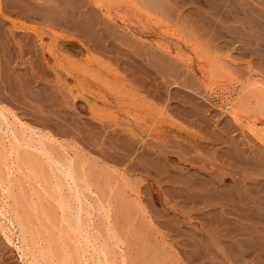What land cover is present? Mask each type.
Masks as SVG:
<instances>
[{
  "label": "rangeland",
  "instance_id": "1",
  "mask_svg": "<svg viewBox=\"0 0 264 264\" xmlns=\"http://www.w3.org/2000/svg\"><path fill=\"white\" fill-rule=\"evenodd\" d=\"M224 1L0 0V103L56 138L81 191L32 148L8 154L1 129L0 264H264V0Z\"/></svg>",
  "mask_w": 264,
  "mask_h": 264
},
{
  "label": "bare ground",
  "instance_id": "2",
  "mask_svg": "<svg viewBox=\"0 0 264 264\" xmlns=\"http://www.w3.org/2000/svg\"><path fill=\"white\" fill-rule=\"evenodd\" d=\"M220 1V0H219ZM224 1V0H223ZM45 2V1H44ZM58 2V1H57ZM154 2V1H153ZM156 2V1H155ZM183 2V1H182ZM187 2V1H186ZM221 2H222V0H221ZM225 2V1H224ZM6 3V2H5ZM61 3H62V1H61ZM217 3V2H216ZM232 3V2H231ZM154 4V3H153ZM182 4V3H181ZM219 4V3H218ZM221 4V3H220ZM223 4V3H222ZM229 5V4H228ZM236 5V4H235ZM1 6V5H0ZM11 6V5H10ZM38 6V5H37ZM40 6V5H39ZM156 6H157V4H156ZM227 6V5H226ZM230 6V5H229ZM35 7V6H34ZM33 7V8H34ZM42 7V6H41ZM41 7H40V9H41ZM45 7V6H44ZM153 7V6H152ZM221 7V6H220ZM235 7H237V5L235 6ZM250 7V6H249ZM155 8V7H154ZM158 8V7H157ZM232 8H234V6H232ZM26 9H28V8H26ZM26 9H25V12H26ZM30 9H32V8H30ZM238 9V8H237ZM236 9V10H237ZM240 9V8H239ZM251 9H253L252 7H251ZM35 10V9H34ZM33 10V11H34ZM218 10V9H217ZM234 10V9H233ZM29 11V10H28ZM32 11V12H33ZM36 11V10H35ZM40 12H41V10H39ZM189 11V10H188ZM237 11H239V10H237ZM236 11V12H237ZM240 11H241V9H240ZM243 11V10H242ZM250 11V10H249ZM2 12V11H1ZM18 12V11H17ZM23 12V11H22ZM31 12V11H30ZM29 12V13H30ZM245 12V11H244ZM35 13H37V11L35 12ZM67 13V12H66ZM189 13V12H188ZM38 14V13H37ZM37 14H36V16H37ZM42 14V13H41ZM43 14H45V12H43ZM47 14V13H46ZM240 14V13H239ZM29 15V14H28ZM49 15V14H48ZM233 15V14H232ZM237 15V14H236ZM242 15V14H241ZM33 16V15H32ZM41 16V15H40ZM31 17V16H30ZM46 18H47V16H45ZM69 17V16H68ZM96 17V16H95ZM231 17V16H230ZM8 18V17H7ZM34 18H35V16H34ZM88 18V17H87ZM92 18V17H91ZM226 18V17H225ZM235 18V17H234ZM51 19V18H50ZM68 19V18H67ZM99 19V18H98ZM237 19V18H236ZM246 19V18H245ZM253 19V18H252ZM263 19V18H262ZM45 20H47V19H45ZM52 20H54L53 18H52ZM95 20V19H94ZM112 20V19H111ZM242 20H244V19H242ZM250 20V19H249ZM39 21H41V20H39ZM50 21V20H49ZM83 21V20H82ZM89 21V20H88ZM233 21V20H232ZM58 22V21H57ZM61 22V21H60ZM89 22H91V21H89ZM94 22V21H93ZM96 22V21H95ZM234 22V21H233ZM53 23H55V21L53 22ZM56 24V23H55ZM58 24V23H57ZM69 23L68 22H66V25H68ZM85 24H87V23H85ZM84 24V26H86ZM94 24V23H93ZM12 25V24H11ZM47 25H49V24H47ZM73 25H74V23H73ZM88 25H90V24H88ZM97 25V24H96ZM106 26L105 25V23H100V24H98V29L100 30L99 32L98 31H96V30H94L95 32H96V38H95V40L94 39H92V40H94V42L96 43V45L94 46L95 48H96V46L98 45L99 46V41L101 42V41H105L106 40V31H105V29L103 28V27H101V26ZM107 25H108V23H107ZM255 25V24H254ZM1 26V25H0ZM58 26H60V25H58ZM62 26V25H61ZM83 26V27H84ZM253 26V25H252ZM252 26H251V28H252ZM67 27V26H66ZM82 27V28H83ZM90 27H91V25H90ZM255 27H256V25H255ZM4 28V27H3ZM73 28H75V27H73ZM78 28V27H77ZM81 28V27H80ZM93 28V27H92ZM97 28V27H96ZM95 28V29H96ZM86 29V28H85ZM84 29V30H85ZM94 29V28H93ZM108 29V28H107ZM88 30V29H87ZM87 30H86V32H87ZM91 30V29H90ZM121 33V32H120ZM235 34V33H234ZM5 35V34H4ZM87 36H91V35H89V33H87L86 34ZM112 35H114V33L112 34ZM118 36H120V34H118ZM253 36H255V35H253ZM27 37H29V36H27ZM115 37H116V35H115ZM74 38V37H73ZM90 38V37H89ZM94 38V37H93ZM124 38V37H123ZM109 39V38H108ZM254 39V38H253ZM41 40V39H40ZM39 40V41H40ZM89 41H90V39H88ZM91 40V41H92ZM74 41V40H73ZM248 41V40H247ZM257 41V40H256ZM65 42V41H64ZM76 42V41H75ZM83 42V41H82ZM81 42V43H82ZM93 42V43H94ZM121 42V41H120ZM5 43V42H4ZM77 43V42H76ZM103 43V42H102ZM101 43V44H102ZM263 43V42H262ZM260 44H261V42H260ZM62 45V44H61ZM109 45V44H108ZM254 45V44H253ZM259 45V44H258ZM264 45V44H263ZM56 46V45H55ZM59 46V45H58ZM79 46V45H78ZM87 46V45H86ZM28 46L26 45V48H27ZM57 47V46H56ZM65 47H66V45H65ZM73 47V46H72ZM88 47V46H87ZM104 47H106L105 45H104ZM109 47V46H108ZM263 47V46H262ZM39 49H40V51H41V56L43 57L44 56V52H43V47L41 46V45H39V47H38ZM68 48H70V47H68ZM67 48V49H68ZM78 48V47H77ZM80 48V47H79ZM99 48H102V46L100 45V47ZM32 49V48H31ZM36 49V48H35ZM61 49H62V47H61ZM65 49V48H64ZM93 49V48H92ZM103 49V48H102ZM101 49V50H102ZM71 50V49H70ZM100 50V49H99ZM45 51H47V50H45ZM63 51V50H62ZM79 51V50H78ZM87 51V50H86ZM90 51V50H89ZM138 51V50H137ZM48 52V51H47ZM74 53V52H73ZM125 53V52H124ZM58 54V53H57ZM59 54H61V53H59ZM69 54V53H68ZM127 54V53H126ZM140 54V53H139ZM52 55V54H51ZM62 55H64V54H62ZM72 55V54H71ZM74 55V54H73ZM72 55V56H73ZM61 56V55H60ZM124 56V55H123ZM139 56V55H138ZM156 56V55H155ZM65 57H66V55H65ZM69 57H71V56H69ZM130 57V56H129ZM133 57V56H132ZM60 58V57H59ZM63 58H64V56H63ZM73 59V58H72ZM74 59H75V57H74ZM135 59V58H134ZM133 59V60H134ZM137 59V58H136ZM63 60V59H62ZM101 60V59H100ZM126 60V59H125ZM131 60V59H130ZM139 60V59H138ZM65 61V60H64ZM96 61V60H95ZM140 61V60H139ZM138 61V62H139ZM74 63H75V60H74ZM103 64V63H102ZM107 64V63H106ZM75 65H76V63H75ZM105 65V64H104ZM110 65V64H109ZM112 65V64H111ZM142 65V64H141ZM81 66H82V64H81ZM89 66V65H88ZM142 67V66H141ZM34 68V67H33ZM78 68H80L79 70H82L81 69V67H78ZM114 68V67H113ZM83 69H85V68H83ZM107 69H109V68H107ZM115 69H116V67H115ZM106 70V69H105ZM25 71V70H24ZM114 71V70H113ZM118 71V70H117ZM70 72V71H69ZM83 72V71H82ZM87 72V71H86ZM77 73V72H76ZM80 73V72H79ZM111 73V72H110ZM70 74H71V72H70ZM74 74V73H73ZM116 74V73H115ZM5 75V74H4ZM58 75V74H57ZM80 75H82L83 76V74H80ZM114 75V74H113ZM141 75V74H140ZM66 76V75H65ZM77 76V75H76ZM76 76H75V78H76ZM39 77V76H38ZM60 77V76H59ZM95 77V76H94ZM3 78H5V77H3ZM17 78V77H16ZM15 78V79H16ZM25 78V77H24ZM78 78H80V77H78ZM61 80H63V79H60V81ZM77 80V79H76ZM113 81V80H112ZM121 83H123L122 81H121V79L119 80ZM83 82V81H82ZM86 82V81H85ZM96 82V81H95ZM94 82V83H95ZM139 82V81H138ZM141 82V81H140ZM94 83H93V85H94ZM13 84V83H12ZM11 84V85H12ZM30 84V83H29ZM35 84V83H34ZM87 84V83H86ZM90 84V83H89ZM98 84V83H97ZM2 85V84H1ZM67 85V84H66ZM91 85V84H90ZM92 85V86H93ZM123 85V84H122ZM125 85V84H124ZM129 85V84H128ZM113 86V85H112ZM114 86H117V85H114ZM131 86H133V85H131ZM143 86V85H142ZM2 87V86H1ZM1 87H0V95H1ZM14 87V86H13ZM16 87V86H15ZM15 87H14V89H15ZM32 87V86H31ZM38 87V86H37ZM95 87V86H94ZM119 87V86H118ZM8 88V87H7ZM34 88V87H33ZM129 88V87H128ZM20 89V88H19ZM31 89V88H30ZM68 89V88H67ZM2 90H4V89H2ZM22 90V89H21ZM27 89H25V91H26ZM32 90V89H31ZM31 90L29 91V92H31ZM112 90V89H111ZM118 90V89H117ZM133 90V95L136 97V99H137V101H141V98H140V94H141V92L140 91H138L137 89H132ZM140 90V89H139ZM23 91V90H22ZM21 91V92H22ZM35 91H36V89H35ZM16 92V91H15ZM27 92V91H26ZM33 92V91H32ZM37 92V91H36ZM124 92H126V91H124ZM128 92V91H127ZM4 93H6V92H4ZM12 93L14 94V92L12 91ZM122 93V92H121ZM130 93V92H129ZM7 94V93H6ZM5 94V95H6ZM9 94V93H8ZM34 94V93H33ZM45 94V93H44ZM102 94V93H101ZM120 94V93H119ZM106 95V94H105ZM159 95V94H158ZM161 95V94H160ZM159 95V96H160ZM46 96V95H45ZM99 96V95H98ZM108 96V95H107ZM154 96V95H153ZM158 96V97H159ZM181 96V95H180ZM9 97H10V95H9ZM16 98V97H15ZM121 98V97H120ZM124 98V97H123ZM11 99V98H10ZM17 99V98H16ZM104 99V98H103ZM188 99H189V97H188ZM2 99L0 98V101H1ZM12 101H13V98L11 99ZM43 100V99H42ZM102 100V99H101ZM143 100V99H142ZM182 100V99H181ZM185 100V99H184ZM184 100H182L181 102H183ZM15 101V100H14ZM107 101V100H106ZM112 101V100H111ZM136 101V100H135ZM188 101V100H187ZM4 102H6L5 101V98H4ZM95 102V101H94ZM105 102V101H104ZM143 102V101H142ZM147 102V101H146ZM151 102V101H150ZM190 102V101H189ZM2 103V102H1ZM1 103H0V131H1V129L2 130H4L5 128L4 127H6V129L4 130L5 131V133L4 134H10V139H12L10 142H9V148L6 150L7 152H8V154H12V152H15L16 150H17V148L18 147H27V149L29 148V149H33V150H35V151H37L39 154H41V156H43L44 157V160H46L47 161V163L48 164H50V167L52 166V164H54V163H58L59 164V166H58V170L60 171V173L63 175V177H67V178H69V179H71L72 181H73V183H74V188H72V189H70V190H72V195H73V192H74V190H75V192H74V195L73 196H75L76 197V199L78 198H80V194H81V191H80V189L77 187V185H75V178L77 177V176H75L74 177V175H75V173L73 174V170H72V168H71V166H65L63 163H61L60 161H58L57 160V158H55L54 157V151H53V147H52V142H55V141H57L56 140V138L55 137H53L52 135H49V136H43V135H41V134H39L38 132H36L35 130H34V128H27L26 127V124L23 122V121H21L20 119H19V117L16 115V113H14V111H12V110H10V109H8V108H5V107H3L2 105H1ZM20 103V102H19ZM39 103V102H38ZM42 103V102H41ZM136 103V102H135ZM153 103V102H152ZM187 103V102H186ZM13 105L12 106H14L15 104L14 103H12ZM92 104V103H91ZM94 104V103H93ZM137 104H138V102H137ZM10 105V104H9ZM41 105V104H40ZM39 105V106H40ZM42 105H43V103H42ZM44 105H45V107H47L46 105V103H44ZM51 105V104H50ZM85 105V104H84ZM121 105V104H120ZM139 105V104H138ZM36 106V105H35ZM88 106V105H87ZM140 106V105H139ZM138 106V107H139ZM141 106H143L142 104H141ZM49 107V106H48ZM89 107V106H88ZM137 107V106H136ZM144 107V106H143ZM148 107V106H147ZM150 107V106H149ZM148 107V108H149ZM152 107V106H151ZM159 107V106H158ZM198 107V106H197ZM42 108V107H41ZM90 108V107H89ZM116 108H117V106H116ZM144 108H146V107H144ZM199 108V107H198ZM43 109V108H42ZM44 109H46V108H44ZM50 109H51V107H50ZM155 109V108H154ZM201 109V108H200ZM114 110V109H113ZM33 111V110H32ZM155 111V110H154ZM28 112V111H27ZM26 112V113H27ZM35 112H37V111H35ZM157 112V111H156ZM46 113L48 114V115H51L52 113L51 112H49V111H46ZM164 113V112H163ZM162 114V113H161ZM53 115V114H52ZM65 115V114H64ZM68 115V114H67ZM27 116V115H26ZM53 117H55V116H53ZM113 117V116H112ZM118 118V117H117ZM10 119H13L14 121H17L21 126H22V128H23V134H18V132H16L15 131V129L13 128V126H12V121H10ZM43 119V118H42ZM116 119V118H115ZM57 120V119H56ZM117 120V119H116ZM65 121V120H64ZM70 121V120H69ZM11 122V123H10ZM16 122V123H17ZM54 122V121H53ZM59 122V121H58ZM55 124V123H54ZM139 125V124H138ZM138 125H136V126H138ZM141 125H143V124H141ZM130 126V125H129ZM135 126V125H134ZM29 127V126H28ZM132 127V126H131ZM140 127H142V126H140ZM21 128V129H22ZM20 129V128H19ZM139 129V128H138ZM57 130V129H56ZM28 131V132H27ZM38 131V130H37ZM42 131V130H41ZM141 131V130H140ZM251 131H255V130H252L251 129ZM250 131V132H251ZM19 132H21V131H19ZM139 132V131H138ZM27 133V134H26ZM127 133V132H126ZM1 134H2V132H1ZM6 134V135H7ZM58 134V133H57ZM45 135V134H44ZM77 135V134H76ZM133 135V134H132ZM136 135V134H135ZM29 136V137H28ZM134 136V135H133ZM3 138V137H2ZM6 138V137H5ZM4 138V139H5ZM125 138V137H124ZM137 138H138V136H137ZM3 139V140H4ZM0 140H1V137H0ZM5 141V140H4ZM3 141V142H4ZM8 141V140H7ZM0 143H2V142H0ZM5 143V142H4ZM62 145V144H61ZM122 145V144H121ZM120 145V146H121ZM4 146V145H3ZM59 146V145H58ZM62 147H63V145H62ZM3 148V147H2ZM121 148V147H120ZM124 148V147H123ZM128 148V147H127ZM1 149V148H0ZM4 150V149H3ZM57 152V151H56ZM17 153V152H16ZM5 154V153H4ZM24 154V153H23ZM22 154V155H23ZM21 155V154H20ZM37 155V154H36ZM35 155V156H36ZM1 156L2 157H4L3 158V161H2V165H5V167H7L6 169H7V171H8V175L11 173V171H12V169H14L13 167H12V164H11V166H8V164H7V162L8 161H10V160H8L5 156H3L2 154H1ZM8 156V155H7ZM12 156V155H11ZM65 156V155H64ZM118 156V155H117ZM137 156V155H136ZM10 157V156H9ZM14 157V156H13ZM11 158V157H10ZM74 158V157H73ZM120 158V157H119ZM123 158V157H122ZM35 158L34 157H32V158H28V160H27V162H31L32 160H34ZM8 160V161H7ZM40 160V159H39ZM63 160V159H62ZM67 160V159H66ZM13 161V160H12ZM12 161H10V162H12ZM41 161V160H40ZM9 162V163H10ZM63 162H64V160H63ZM66 163V162H65ZM15 164V163H14ZM23 164V163H22ZM35 164H37V166L39 165L40 166V164L36 161V163ZM70 164H72V163H70ZM75 165V164H74ZM20 166V165H19ZM55 166V165H54ZM21 168V167H20ZM53 168V167H52ZM55 168H56V166H55ZM27 169V168H26ZM23 170V169H22ZM30 170H31V173L33 172V174L35 175V177H40V178H42L43 180H45V181H47L48 180V175L45 173V171H44V169H42V167L40 166L39 168H37L36 166H34V165H32L31 167H30ZM52 170V169H51ZM52 173V172H51ZM6 175H7V173H6ZM7 175V176H8ZM32 175V174H31ZM5 178V177H4ZM224 178V177H223ZM37 179V178H36ZM66 180H68V179H66ZM10 179H8L7 180V182H8V186H10L11 184H10ZM38 181V180H37ZM65 181V180H64ZM72 181H71V183H72ZM6 182V183H7ZM39 182V181H38ZM68 183V182H67ZM4 184H5V182H4ZM3 183H1V181H0V190H2V191H4L5 193L7 192V191H9L10 189H11V187L9 188L7 185L5 186ZM54 185L56 186V187H60V183L58 182V180H55V182H54ZM69 185V184H68ZM72 185V184H71ZM12 186V185H11ZM73 186V185H72ZM210 186V185H209ZM71 187V186H70ZM70 187H68V188H70ZM14 188V187H13ZM81 188V187H80ZM261 188V187H260ZM14 190V189H13ZM55 190V189H54ZM56 190H57V188H56ZM55 190V191H56ZM91 190V189H90ZM217 190H219V189H217ZM1 191V192H2ZM254 191V190H253ZM10 192V191H9ZM53 192V191H52ZM59 192V191H58ZM83 192V191H82ZM3 193V192H2ZM14 193V192H13ZM35 193V192H34ZM38 193V192H37ZM19 194V193H18ZM50 194V193H49ZM58 194V193H57ZM83 194V193H82ZM85 194V193H84ZM2 195V194H1ZM7 195V196H6ZM6 195H5V200L3 201V203H2V205H1V207H0V214L2 215V217L4 218V219H6L7 221H8V224L5 226V227H3V229H4V232L7 234V232H13V230L15 229L14 228V222H13V220H12V218L10 217V213H11V209H9V205H8V200H7V198L8 197H10L9 196V194L8 193H6ZM17 195V194H16ZM20 195V194H19ZM71 195V194H70ZM31 196V195H30ZM66 196V195H65ZM65 196H63V197H65ZM68 196V195H67ZM233 196V195H232ZM236 196V195H235ZM13 197V196H12ZM52 197V196H51ZM55 197V196H54ZM234 197V196H233ZM23 198V197H22ZM25 198V197H24ZM58 198V197H57ZM60 198V197H59ZM62 198V197H61ZM58 199V204H59V207H60V209L61 208H63V203L62 202H64V201H62V199ZM67 198V197H66ZM70 198H72V196L70 197ZM83 198V197H82ZM247 198V197H246ZM18 199V201H16V199H15V204L17 205L20 201H21V198H17ZM231 200V199H230ZM243 200V199H242ZM69 201V200H68ZM76 201V200H75ZM232 201V200H231ZM239 201H240V199H239ZM13 202V201H12ZM66 202V201H65ZM64 202V203H65ZM78 202V201H77ZM14 203V202H13ZM232 203H234V202H232ZM260 203V202H259ZM1 204V203H0ZM25 204V203H24ZM29 204V203H28ZM79 204L80 203H78V207H79ZM264 204V203H263ZM262 204V205H263ZM104 205V204H103ZM240 205V204H239ZM245 205V204H244ZM21 206V205H20ZM229 206V205H228ZM250 206H251V204H250ZM35 207V206H34ZM42 207V206H41ZM40 207V208H41ZM102 207V206H101ZM246 207V206H245ZM260 207V206H259ZM14 208H15V206H14ZM36 208H37V206H36ZM35 208V209H36ZM44 208V207H43ZM91 208V206L89 207V209ZM239 208V207H238ZM253 208V207H252ZM263 208V207H262ZM261 208V209H262ZM18 209V208H17ZM21 209V208H20ZM32 209V208H31ZM240 209V208H239ZM249 209V208H248ZM14 210H16V209H14ZM34 210V209H33ZM38 210V209H37ZM73 210H75V209H73ZM79 211H80V207H79V209H78ZM84 210V209H83ZM100 210V209H99ZM263 210V209H262ZM36 211V210H35ZM42 211V210H41ZM46 211V210H45ZM86 211H89L88 209H86ZM14 212V211H13ZM29 212V211H28ZM40 212V211H39ZM252 212V211H251ZM250 212V213H251ZM75 213H76V210H75ZM43 214V213H42ZM49 214V213H48ZM71 214V213H70ZM233 214V213H232ZM237 214V213H236ZM77 215H78V213H77ZM76 215V217H77V219H76V217H75V221H77V224H78V227H77V230H81L80 228L81 227H79V224L81 223L80 222V215H79V217ZM240 215V214H239ZM263 215V214H262ZM17 216V215H16ZM35 216V215H34ZM65 216V215H64ZM75 216V215H74ZM225 216V215H224ZM243 216V215H242ZM62 217V216H61ZM234 217V216H233ZM244 217V216H243ZM15 218V217H14ZM71 217H69V219H70ZM245 218V217H244ZM252 218V217H251ZM19 219V218H18ZM29 219H31L30 218V216H28V214H25L24 215V218H23V220H28L29 222H30V220ZM57 218H55V220H56ZM60 219V218H59ZM62 219V218H61ZM60 219V220H61ZM69 219H68V221H69ZM82 219H84V218H82ZM81 219V220H82ZM23 220H22V222H23ZM243 220V219H242ZM245 220H248V219H245ZM74 221V220H73ZM91 221V220H90ZM61 222V221H60ZM80 222V223H79ZM84 222V221H83ZM7 223V222H6ZM24 223V222H23ZM31 223V222H30ZM62 223V222H61ZM86 223V222H85ZM21 224V223H20ZM25 224V223H24ZM28 224V223H27ZM58 224V223H57ZM68 224V223H67ZM72 224V223H71ZM70 223L68 224V225H71ZM77 224H76V226H77ZM44 225V224H43ZM56 225V224H55ZM66 226V227H69V226ZM73 225V224H72ZM86 225V224H85ZM38 226H40L39 224H38ZM56 226H58V225H56ZM73 226H75V225H73ZM83 226V225H82ZM42 227V226H41ZM40 227V228H41ZM230 227V226H229ZM39 228V227H38ZM62 228L64 229V227L62 226ZM71 228V227H70ZM73 228V227H72ZM76 228V227H75ZM45 229V228H44ZM43 229V230H44ZM67 229V228H66ZM74 229V228H73ZM113 229V228H112ZM61 230V229H60ZM45 231V230H44ZM43 231V232H44ZM64 231V230H63ZM67 231V230H66ZM50 232V231H49ZM78 232V231H77ZM243 232V231H242ZM63 233H65V232H63ZM66 233H68V231L66 232ZM5 234V235H6ZM86 234V233H85ZM41 235H43V234H41ZM68 236L70 235V234H67ZM86 237H87V234H86ZM85 237V238H86ZM84 238V237H83ZM7 239H8V241L10 242V243H13V239L11 238V237H9V236H7ZM88 239V237L86 238V239H84V240H87ZM90 240V239H89ZM88 242V241H87ZM86 242V243H87ZM89 243V242H88ZM53 244V243H52ZM51 244V245H52ZM92 244H94V243H92ZM66 245V244H65ZM84 245H85V243H84ZM88 245V244H87ZM94 245H96V244H94ZM195 245V244H194ZM92 246V245H91ZM49 247V246H48ZM51 247V246H50ZM53 247V246H52ZM65 247V246H64ZM86 247V246H85ZM95 247V246H94ZM262 247V246H261ZM81 248H83V247H81ZM49 249V248H48ZM104 249V248H103ZM50 250V249H49ZM48 250V251H49ZM84 250V249H83ZM95 250V249H94ZM27 251V250H26ZM57 251V250H56ZM65 251V250H64ZM73 251V250H72ZM72 251H71V253H72ZM232 251V250H231ZM76 251H75V248H74V251H73V253H75ZM78 252L79 251H77V254H78ZM103 252V251H102ZM55 253V252H54ZM58 253H59V251H58ZM100 253V252H99ZM105 253V252H104ZM67 254V253H66ZM44 255V254H43ZM47 255H48V253H47ZM64 255V254H63ZM68 255V254H67ZM65 256L64 258H62V261H63V264H70V261H73V258H72V256ZM74 255V254H73ZM49 256V255H48ZM60 256V255H59ZM62 256V255H61ZM60 256V257H61ZM78 256H79V254H78ZM104 257H105V255H103ZM76 258V257H75ZM74 258V260H76ZM99 258V257H98ZM97 258V259H98ZM216 258V257H215ZM25 259V258H24ZM53 259V258H52ZM78 259V258H77ZM84 259V258H83ZM104 259V258H103ZM60 260V259H59ZM100 260V259H99ZM79 261H81L80 260V257H79ZM86 261V260H85ZM84 261V262H85ZM97 261V260H96ZM104 261V260H103ZM107 261V260H106ZM105 261V262H106ZM109 261V260H108ZM187 261V260H186ZM33 262V261H32ZM75 262V261H74ZM73 262V263H74ZM59 263H61V262H59ZM72 263V262H71ZM76 263V262H75ZM87 263V262H86ZM85 263V264H86ZM106 263H108V262H106ZM105 263V264H106ZM62 264V263H61ZM83 264V263H82Z\"/></svg>",
  "mask_w": 264,
  "mask_h": 264
}]
</instances>
